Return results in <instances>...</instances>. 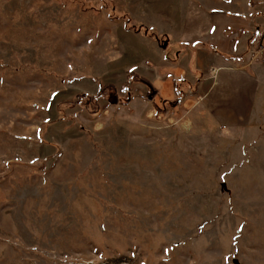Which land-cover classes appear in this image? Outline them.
<instances>
[{
    "label": "rangeland",
    "instance_id": "obj_1",
    "mask_svg": "<svg viewBox=\"0 0 264 264\" xmlns=\"http://www.w3.org/2000/svg\"><path fill=\"white\" fill-rule=\"evenodd\" d=\"M244 2L0 0V264H264V62L223 111L158 30Z\"/></svg>",
    "mask_w": 264,
    "mask_h": 264
},
{
    "label": "crops",
    "instance_id": "obj_2",
    "mask_svg": "<svg viewBox=\"0 0 264 264\" xmlns=\"http://www.w3.org/2000/svg\"><path fill=\"white\" fill-rule=\"evenodd\" d=\"M262 1L246 0L238 9L229 6L204 8L198 5L199 10L194 8V13L187 14L182 13L180 1L174 25L170 30L158 29L182 41L183 45L171 59L173 61H168L164 51L161 53L175 72L182 75L184 71L179 62L188 58L194 92L204 94V102L208 106L229 112L240 111L247 109V105L240 106V103L252 101L258 78L254 65L264 62L255 50L258 37L264 35ZM211 65L217 67L214 77L208 72Z\"/></svg>",
    "mask_w": 264,
    "mask_h": 264
},
{
    "label": "built area",
    "instance_id": "obj_3",
    "mask_svg": "<svg viewBox=\"0 0 264 264\" xmlns=\"http://www.w3.org/2000/svg\"><path fill=\"white\" fill-rule=\"evenodd\" d=\"M255 50L260 53L261 58L264 60V35L258 37L257 47ZM216 70H217V68L213 67L211 69V72L215 73Z\"/></svg>",
    "mask_w": 264,
    "mask_h": 264
},
{
    "label": "trees",
    "instance_id": "obj_4",
    "mask_svg": "<svg viewBox=\"0 0 264 264\" xmlns=\"http://www.w3.org/2000/svg\"><path fill=\"white\" fill-rule=\"evenodd\" d=\"M136 30V29H135Z\"/></svg>",
    "mask_w": 264,
    "mask_h": 264
}]
</instances>
